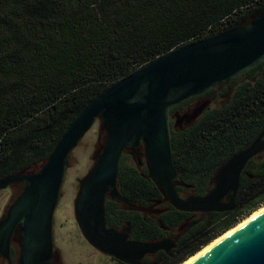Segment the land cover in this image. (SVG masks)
<instances>
[{
	"label": "trees",
	"instance_id": "1",
	"mask_svg": "<svg viewBox=\"0 0 264 264\" xmlns=\"http://www.w3.org/2000/svg\"><path fill=\"white\" fill-rule=\"evenodd\" d=\"M262 11L264 0H0V179L36 172L81 111L142 65ZM202 99V112L184 118ZM171 112L178 179L207 193L218 169L264 130V61ZM117 186L140 202L161 198L123 157ZM263 204L264 151L242 170L235 208L208 214L156 264L184 263Z\"/></svg>",
	"mask_w": 264,
	"mask_h": 264
},
{
	"label": "water",
	"instance_id": "2",
	"mask_svg": "<svg viewBox=\"0 0 264 264\" xmlns=\"http://www.w3.org/2000/svg\"><path fill=\"white\" fill-rule=\"evenodd\" d=\"M264 61V11L249 23L181 45L142 65L90 102L72 121L44 164L33 173L0 179V190L17 183L23 189L0 219V255L9 259L12 235L21 227L19 264H50L52 224L72 150L100 120L105 140L79 184L76 218L88 243L126 264H140L148 252L166 249V241L129 242L105 224V196L126 202L116 186L123 151L143 143L153 177L179 210L228 212L235 208L239 178L247 162L264 151V130L217 171L212 189L186 200L173 185L171 110L194 96L226 83ZM201 104L183 117L195 119ZM189 264H264V210Z\"/></svg>",
	"mask_w": 264,
	"mask_h": 264
},
{
	"label": "flooded vegetation",
	"instance_id": "3",
	"mask_svg": "<svg viewBox=\"0 0 264 264\" xmlns=\"http://www.w3.org/2000/svg\"><path fill=\"white\" fill-rule=\"evenodd\" d=\"M204 104L206 105L205 102ZM191 111L192 110H189L188 112L184 113L183 116ZM178 116V114L170 112L171 120L177 118ZM122 157L127 159V161L134 168L135 172H137L144 180L151 183L154 188L159 191L161 198L157 200L156 198L152 197L146 202H140L138 199L127 195L124 191L119 189L116 182L119 194L122 196V198H124V200L127 201V203L117 200L110 193H107L105 196V224L107 228L126 235V238L129 242L152 243L166 241V249L148 252L144 254L139 260L140 264H156L157 260L162 256L171 255L174 250L177 249L181 241L188 237L194 231V229L200 226L208 214L212 212L185 211L175 208L170 203L163 187L152 175L146 148L143 143H140L135 148H126L121 155L120 164ZM17 185L21 188V190L23 189V183H17ZM173 185L178 197L182 200H186L193 196H203L209 192L208 191L204 194H196L192 187L179 181L177 172L176 177L173 179ZM157 226H159L160 229L159 233L157 231ZM20 231L21 227L18 225L11 238L9 259L0 255V264H19L21 244ZM51 234L52 255L50 264H62L58 254L59 251L55 246L54 220ZM100 253L104 254L102 252ZM106 256L111 257L109 255ZM114 260L118 264H126L116 259Z\"/></svg>",
	"mask_w": 264,
	"mask_h": 264
},
{
	"label": "rangeland",
	"instance_id": "4",
	"mask_svg": "<svg viewBox=\"0 0 264 264\" xmlns=\"http://www.w3.org/2000/svg\"><path fill=\"white\" fill-rule=\"evenodd\" d=\"M203 103L204 100L202 99L198 105ZM101 128V122L98 119L83 136L79 144L72 150L60 187L61 195L54 212L53 220L55 246L59 251L58 254L62 264H118L113 258L101 254L88 243L81 232L75 211V201L78 197L79 184L93 166L94 158L103 145ZM20 192L21 188L17 184L0 190V219ZM263 206L264 204L258 209ZM254 212L241 218L235 226L250 217Z\"/></svg>",
	"mask_w": 264,
	"mask_h": 264
},
{
	"label": "bare ground",
	"instance_id": "5",
	"mask_svg": "<svg viewBox=\"0 0 264 264\" xmlns=\"http://www.w3.org/2000/svg\"><path fill=\"white\" fill-rule=\"evenodd\" d=\"M264 210V206L261 207L260 209H258L257 211H255L250 217H248L247 219H245L243 222H241L240 224H238L237 226H235L234 228H232L231 230H229L228 232H226L225 234H223L221 237L217 238L215 241H213L211 244H209L208 246H206L205 248H203L199 253H197L195 256L191 257L188 261H186L183 264H189L192 261H194L197 257H199L200 255H202L204 252H206L208 249H210L212 246H214L216 243L220 242L221 240L225 239L226 237H228L229 235H231L234 231H236L237 229H239L241 226H243L246 222H248L250 219L256 217L257 215H259L262 211Z\"/></svg>",
	"mask_w": 264,
	"mask_h": 264
}]
</instances>
